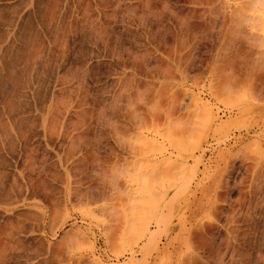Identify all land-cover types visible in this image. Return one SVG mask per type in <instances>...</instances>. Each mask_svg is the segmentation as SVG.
Segmentation results:
<instances>
[{"label": "rangeland", "instance_id": "1", "mask_svg": "<svg viewBox=\"0 0 264 264\" xmlns=\"http://www.w3.org/2000/svg\"><path fill=\"white\" fill-rule=\"evenodd\" d=\"M0 264H264V0H0Z\"/></svg>", "mask_w": 264, "mask_h": 264}, {"label": "bare ground", "instance_id": "2", "mask_svg": "<svg viewBox=\"0 0 264 264\" xmlns=\"http://www.w3.org/2000/svg\"><path fill=\"white\" fill-rule=\"evenodd\" d=\"M245 6H246V7H247V9H248V6H247V4H245V5H244V7H245Z\"/></svg>", "mask_w": 264, "mask_h": 264}]
</instances>
